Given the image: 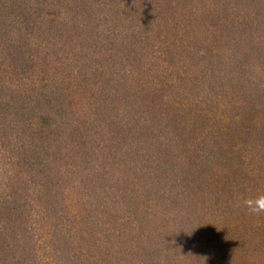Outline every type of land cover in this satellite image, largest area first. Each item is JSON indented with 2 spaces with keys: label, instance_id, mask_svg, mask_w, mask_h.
Wrapping results in <instances>:
<instances>
[{
  "label": "trees",
  "instance_id": "1",
  "mask_svg": "<svg viewBox=\"0 0 264 264\" xmlns=\"http://www.w3.org/2000/svg\"><path fill=\"white\" fill-rule=\"evenodd\" d=\"M264 0H0V264H264Z\"/></svg>",
  "mask_w": 264,
  "mask_h": 264
},
{
  "label": "clouds",
  "instance_id": "2",
  "mask_svg": "<svg viewBox=\"0 0 264 264\" xmlns=\"http://www.w3.org/2000/svg\"><path fill=\"white\" fill-rule=\"evenodd\" d=\"M243 205L251 214L264 213V194L245 198L243 200Z\"/></svg>",
  "mask_w": 264,
  "mask_h": 264
}]
</instances>
